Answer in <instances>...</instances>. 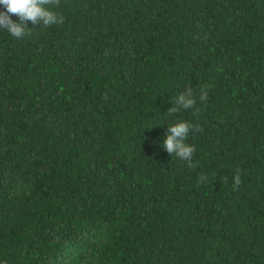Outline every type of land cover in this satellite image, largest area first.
Wrapping results in <instances>:
<instances>
[{
	"label": "trees",
	"instance_id": "obj_1",
	"mask_svg": "<svg viewBox=\"0 0 264 264\" xmlns=\"http://www.w3.org/2000/svg\"><path fill=\"white\" fill-rule=\"evenodd\" d=\"M53 10L0 29V264H264V0ZM178 121L195 169L162 146Z\"/></svg>",
	"mask_w": 264,
	"mask_h": 264
},
{
	"label": "clouds",
	"instance_id": "obj_2",
	"mask_svg": "<svg viewBox=\"0 0 264 264\" xmlns=\"http://www.w3.org/2000/svg\"><path fill=\"white\" fill-rule=\"evenodd\" d=\"M60 0H0V29L6 30L10 35L19 39L30 34L28 23L33 26L42 25L49 27L63 23L64 17L58 15L53 7L58 6ZM16 17V19H13ZM207 90L202 87L199 99L201 102L207 100ZM196 96L191 87L182 91L175 97L173 106L168 109L169 114L179 113L181 110L196 109ZM199 125L187 121H178L168 127L166 136L163 139V148L180 160L185 161L189 168L195 169L197 164L193 162V155L196 151L191 144L185 143L190 132H199ZM200 183H206L207 177L200 175ZM240 170L237 169L233 180V187L241 184Z\"/></svg>",
	"mask_w": 264,
	"mask_h": 264
}]
</instances>
